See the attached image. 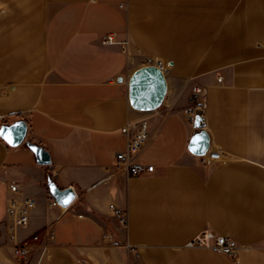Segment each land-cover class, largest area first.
I'll list each match as a JSON object with an SVG mask.
<instances>
[{"label":"crops","instance_id":"1","mask_svg":"<svg viewBox=\"0 0 264 264\" xmlns=\"http://www.w3.org/2000/svg\"><path fill=\"white\" fill-rule=\"evenodd\" d=\"M159 62L167 95L139 158L154 172L131 177L115 160L122 128L144 114L128 83ZM189 111L220 161L190 152ZM21 119L22 144L0 138V264H264V0H0V126ZM49 176L75 191L68 208L48 206ZM11 183L36 201L18 231L26 258L5 234ZM207 229L242 245L238 256L187 247Z\"/></svg>","mask_w":264,"mask_h":264},{"label":"built area","instance_id":"2","mask_svg":"<svg viewBox=\"0 0 264 264\" xmlns=\"http://www.w3.org/2000/svg\"><path fill=\"white\" fill-rule=\"evenodd\" d=\"M116 43L114 34H107L103 38V44H114ZM152 65L158 66L162 71L166 68V64L162 62L151 63ZM221 82L222 78H218ZM191 102L198 105L200 108L206 106V94L204 89L199 86L193 87V95ZM154 112L144 113L141 118L136 121L130 122L128 125L122 128V133L127 137V146L124 151L118 152L115 155V160L119 170L125 172L131 177H140L145 174L154 172V166L144 165L140 162L139 158L144 148L151 139L150 132V118ZM188 120H193L194 114L192 111L187 113ZM202 162L206 165L212 162L220 161L221 154L219 152H208L201 156ZM10 198L7 206V218L5 225V234L9 240L17 249V255L20 258H26L32 249V243L26 242L24 244L18 243V231L25 228L30 223L31 215L36 207V201L32 198L19 197L20 189L15 183L9 185ZM50 208L58 207L59 205L52 199L48 204ZM60 207V206H59ZM110 210L114 217L125 226L126 217L124 211L115 207L110 206ZM51 225H47V231L45 239L52 237ZM1 232V231H0ZM38 237L34 236L33 241H37ZM187 247L195 248L201 247L209 249L215 253L223 254L231 258H236L243 248L236 240L218 234L213 230H204L192 239Z\"/></svg>","mask_w":264,"mask_h":264},{"label":"water","instance_id":"3","mask_svg":"<svg viewBox=\"0 0 264 264\" xmlns=\"http://www.w3.org/2000/svg\"><path fill=\"white\" fill-rule=\"evenodd\" d=\"M129 100L131 106L142 113H151L158 110L167 95V82L164 72L155 65L144 66L135 71L129 79ZM194 133L189 150L197 156H203L210 149V137L202 129L203 117L200 111L194 117ZM0 129L4 130V136H10L11 143L0 136L9 146L17 147L22 144L27 136L28 126L23 119L12 124H2ZM30 150L35 154L39 165L48 166L51 164L50 154L41 146L30 141L26 142ZM47 186L50 194L57 204L62 208H68L76 199L73 188L60 189L52 176L48 177ZM67 201V202H66Z\"/></svg>","mask_w":264,"mask_h":264},{"label":"snow or ice","instance_id":"4","mask_svg":"<svg viewBox=\"0 0 264 264\" xmlns=\"http://www.w3.org/2000/svg\"><path fill=\"white\" fill-rule=\"evenodd\" d=\"M0 136H3V138L8 140L9 143L12 142L10 136H4V130L3 129H0Z\"/></svg>","mask_w":264,"mask_h":264}]
</instances>
